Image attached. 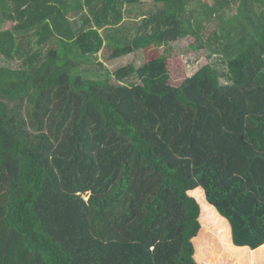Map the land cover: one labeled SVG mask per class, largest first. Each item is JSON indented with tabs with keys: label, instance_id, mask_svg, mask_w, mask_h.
<instances>
[{
	"label": "trees",
	"instance_id": "1",
	"mask_svg": "<svg viewBox=\"0 0 264 264\" xmlns=\"http://www.w3.org/2000/svg\"><path fill=\"white\" fill-rule=\"evenodd\" d=\"M192 1L0 0V264H264V0Z\"/></svg>",
	"mask_w": 264,
	"mask_h": 264
},
{
	"label": "rangeland",
	"instance_id": "2",
	"mask_svg": "<svg viewBox=\"0 0 264 264\" xmlns=\"http://www.w3.org/2000/svg\"><path fill=\"white\" fill-rule=\"evenodd\" d=\"M203 2L208 4H213L212 0H197L192 1L191 6L196 7L197 2ZM140 4L145 5L144 7L147 9V5L154 4V0H141ZM142 5H134L131 7L132 11H135V14H138L137 12L139 10V7ZM142 8V7H141ZM198 10V8H197ZM239 15V9L238 5H232L224 15V22L230 21L235 16ZM136 15L133 16H125V22L124 26L126 28L125 33L134 34V28L136 29L137 22L142 23V19H135ZM236 19V18H234ZM218 26L217 18L214 17V22H211V25L209 29L204 33V47H202L200 50L192 51V45L195 43V39L187 38L183 39L177 43L170 44L171 48H169L170 52L173 53L171 55V58H174V61L176 62V68L185 67L187 76L191 77L193 76L200 68H202L204 65L212 64L215 66L218 70L228 72L227 64L225 62V52L223 50V41L216 42L210 38L213 31ZM133 27V30H132ZM128 30V32H127ZM111 33V31H108ZM143 33V32H142ZM141 33V34H142ZM102 34L104 35V32L102 31ZM212 45V48L215 50H219V54L212 55L210 51V44ZM108 41L105 42V45H107ZM166 48H161L160 53L162 56H166L167 52H165ZM111 55V51L107 48H104L99 54H98V62H102L108 72L110 74H113L115 71L122 67H127L130 65H134L136 68L141 67L146 60V55L144 51L136 52L132 55L115 59V60H109L108 58ZM169 55V54H168ZM174 66V64H173ZM0 67H8V64L4 59L0 58ZM95 67V66H94ZM96 68V67H95ZM97 69V68H96ZM106 73V72H105ZM224 82V80H222Z\"/></svg>",
	"mask_w": 264,
	"mask_h": 264
},
{
	"label": "crops",
	"instance_id": "3",
	"mask_svg": "<svg viewBox=\"0 0 264 264\" xmlns=\"http://www.w3.org/2000/svg\"><path fill=\"white\" fill-rule=\"evenodd\" d=\"M263 256H264V252H263ZM264 258V257H263Z\"/></svg>",
	"mask_w": 264,
	"mask_h": 264
}]
</instances>
